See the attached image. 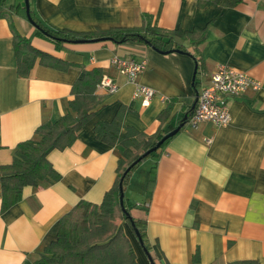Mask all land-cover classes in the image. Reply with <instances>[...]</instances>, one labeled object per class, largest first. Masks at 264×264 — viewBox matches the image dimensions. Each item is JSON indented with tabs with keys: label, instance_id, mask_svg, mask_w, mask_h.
<instances>
[{
	"label": "crops",
	"instance_id": "crops-1",
	"mask_svg": "<svg viewBox=\"0 0 264 264\" xmlns=\"http://www.w3.org/2000/svg\"><path fill=\"white\" fill-rule=\"evenodd\" d=\"M30 1L34 19L55 30L141 26L147 14L152 25L181 31L178 43L186 52L162 53L139 41L57 45L37 33L24 0L0 3V166L11 164L18 144L34 138L43 123L68 112L73 84L85 72L100 68L118 85L112 93L97 88L95 115L71 146L49 154L61 175L58 181L25 186L21 200L3 210L0 177V264H36L43 247L57 238L63 215L81 201L103 202L117 179L119 152L97 137L98 122L120 114L124 126L151 136L161 127L159 115L166 108L171 113L165 125L192 110L197 91L220 65L249 74L261 88L229 97L228 125L203 121L193 128L186 123L159 157H149L133 170L126 193L131 192L130 203L138 197L136 204L148 207L145 227L158 264H194L197 251L196 264H264V0H244L225 9L201 7L196 0ZM14 31L65 61L67 68L37 59L21 75ZM115 57L147 61L136 81L156 90L149 105L134 96L136 85L118 71ZM138 169L139 188L133 189ZM124 226L139 264H152Z\"/></svg>",
	"mask_w": 264,
	"mask_h": 264
},
{
	"label": "trees",
	"instance_id": "trees-1",
	"mask_svg": "<svg viewBox=\"0 0 264 264\" xmlns=\"http://www.w3.org/2000/svg\"><path fill=\"white\" fill-rule=\"evenodd\" d=\"M4 1L0 0V3ZM196 1L201 7L215 6L219 9H225L234 7L244 0ZM35 21L40 26L37 27V33L54 41L57 45L82 39L107 37L116 43L139 41L161 51L171 53L180 50L186 52L183 45L178 43V38L184 37L181 31L164 30L152 25L151 16L147 14L144 15L141 26L119 27L92 32H79L70 29L55 30L37 20ZM186 35L192 36L193 33ZM14 50L17 69L21 75L28 74L37 59H40L42 64L51 67L65 69L68 66L65 61L33 47L31 39L20 35L17 31H14ZM103 77V71L100 68L85 72L84 76L73 84L74 99L69 103L68 112L57 121L43 123L36 130L34 138L18 144L13 162L9 165L0 166L3 210L21 200L25 186L38 187L44 183H54L61 178V175L49 161L48 156L54 149H65L71 146L81 134L85 124L95 115L100 104L96 90L99 88ZM194 110L195 108L186 114L188 116L186 120H184L186 116L184 115L178 122L165 125L171 113V107L166 108L159 115L161 127L157 133L151 136L124 126L120 114L112 121L98 122L95 126L97 137L112 146H116L119 152L116 182L105 194L101 204L81 201L61 217L57 238L43 247L36 264H139L135 247L125 231L124 224H128L130 227L136 244L143 251L144 248L149 250L152 256V264H158L150 249L145 227L148 207L130 203L126 195H124L122 205L120 185L123 181L125 193L133 170L147 158L159 157L162 148L174 136L167 139L160 148L134 165L128 173L127 169L183 121H185V125L189 123ZM153 181L154 179H151V182ZM118 213L122 218V224L116 225L115 220ZM193 262L194 264L200 262L199 251L194 255ZM229 264L243 263L231 262Z\"/></svg>",
	"mask_w": 264,
	"mask_h": 264
},
{
	"label": "built area",
	"instance_id": "built-area-1",
	"mask_svg": "<svg viewBox=\"0 0 264 264\" xmlns=\"http://www.w3.org/2000/svg\"><path fill=\"white\" fill-rule=\"evenodd\" d=\"M112 63L128 81L136 85L134 96L141 98L144 106L149 105L156 90L136 81L146 69L147 61L115 57ZM99 87L111 93L118 89L117 83L109 76L103 77ZM249 88L260 89L261 82L233 66L220 65L212 74L210 83L199 92L198 102L189 121L190 125L197 128L203 121H212L219 126L228 125L231 122L227 104L229 97L241 96Z\"/></svg>",
	"mask_w": 264,
	"mask_h": 264
},
{
	"label": "water",
	"instance_id": "water-1",
	"mask_svg": "<svg viewBox=\"0 0 264 264\" xmlns=\"http://www.w3.org/2000/svg\"><path fill=\"white\" fill-rule=\"evenodd\" d=\"M25 1V8H26V14H27V17L29 19V21L31 23H33L34 25H36V27H40L39 24H37V22L33 19L32 17V13H31V3H30V0H24ZM55 39H58V38H55ZM111 38H107V37H103V38H98V39H87V40H78V41H74V42H78V43H82V42H88L90 40L92 41H104V40H108ZM153 47V46H151ZM154 49H156L155 47H153ZM157 51H160L162 53H170L169 51H161V50H158L156 49ZM176 52H181L180 50H177ZM196 74H197V67L195 69V75H194V80L196 78ZM198 96H199V91H197V97H196V101L192 107V109H194L196 107V104L198 102ZM187 115L185 116L184 120L187 119ZM185 125V121H183L181 124H179L177 126V128H175L174 130L170 131L168 134H166L153 148L149 149L148 151H146L141 157H139V159H137L128 169H127V173L132 169V167L134 165H136L137 163H139L142 159H144L145 157H147L150 153L156 151L158 148H160L163 143L169 139L170 137H173L175 136L179 131L180 129ZM120 188H121V196H120V200H121V204L123 205V200H124V189H123V181L121 182V185H120ZM125 210V208H123ZM139 235V233H138ZM141 240V239H140ZM144 251L146 253V255L148 256V258L151 260L152 259V256H151V253L149 252V250L147 248H144Z\"/></svg>",
	"mask_w": 264,
	"mask_h": 264
},
{
	"label": "rangeland",
	"instance_id": "rangeland-1",
	"mask_svg": "<svg viewBox=\"0 0 264 264\" xmlns=\"http://www.w3.org/2000/svg\"><path fill=\"white\" fill-rule=\"evenodd\" d=\"M150 163V162H149ZM148 163V164H149ZM147 164V165H148ZM142 164H140V165H138V168H140V167H143V166H141ZM135 177L132 179L133 180V189H137V188H139V185H138V182H139V178H140V175H141V170H136V172H135ZM127 187H128V185H127ZM127 190V189H126ZM125 195H126V197L127 198H130V196H131V192H128V193H126L125 192ZM138 196V195H137ZM134 200H136V201H134V203H136L138 200H139V198L138 197H134ZM115 223H116V225H119V224H122V218H121V216H120V214L118 213L117 214V218H116V220H115ZM125 227V226H124ZM151 261V260H150Z\"/></svg>",
	"mask_w": 264,
	"mask_h": 264
}]
</instances>
